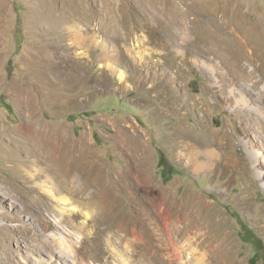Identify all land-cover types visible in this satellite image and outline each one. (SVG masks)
<instances>
[{
    "label": "rangeland",
    "instance_id": "1",
    "mask_svg": "<svg viewBox=\"0 0 264 264\" xmlns=\"http://www.w3.org/2000/svg\"><path fill=\"white\" fill-rule=\"evenodd\" d=\"M193 53L219 60L240 84L253 71L258 102L244 94L243 106ZM263 87L264 0H0V264H62L66 251L67 264H121L107 246L121 222L145 231L146 254L170 246L159 217L164 241L135 219L117 175L148 178L135 200L154 190L172 214L183 203L197 211L193 225L229 246L218 264H264ZM58 139L57 184L36 182L28 174L53 161L29 158V147L48 154ZM72 172L108 214L97 232L66 223L84 220L59 184ZM122 247L113 249L124 257Z\"/></svg>",
    "mask_w": 264,
    "mask_h": 264
},
{
    "label": "bare ground",
    "instance_id": "2",
    "mask_svg": "<svg viewBox=\"0 0 264 264\" xmlns=\"http://www.w3.org/2000/svg\"><path fill=\"white\" fill-rule=\"evenodd\" d=\"M66 29L71 34V36L76 39L78 32L75 31V29H71L70 27ZM77 38H78L76 39L77 41L84 40L82 36ZM238 39L243 40L241 36H239ZM242 44L244 45V43ZM247 52H249V49ZM193 55L195 61L201 62L202 65H204L207 68L210 75H212L213 78L216 79L217 84L220 85L221 82L228 81L230 82L231 85L234 86V94L241 96L240 98L244 102L243 106L248 108L250 107V104L249 105L245 104L246 102L249 101L244 96H242L244 94H247L248 96L252 97V101L258 102L253 91H256V89L259 87V85L262 82V78L259 79L255 77L253 71L251 73V76L245 80V83L240 84L239 79L237 77H232L231 74L229 75L230 71H228L229 72L228 73L227 67H225L219 60H215L213 57L208 58L206 56L195 53H193ZM201 58L203 61L200 60ZM125 76L126 75L124 71L123 70L120 71V76H119L120 81H124ZM262 89L264 90V87ZM260 102L262 105H264V99H262V96L260 97ZM255 110H258L259 111L258 114L262 118H264V112L261 110L260 107L255 108ZM256 120L258 126L261 125L262 120H260V118ZM28 126H29V130L33 128L31 124ZM27 132L31 133L30 131ZM258 133L264 137V129H262L260 126ZM58 141L60 142L59 139L53 141L51 144V148L49 150L50 152H48V154L45 153L44 155H43V153L45 152V149L43 148L44 146L42 147L38 145L32 148L31 146L29 147L28 150L29 158L34 157L36 159H39V161H41L42 156L48 155V157H50V159H52L53 161L52 165L51 164L43 165L42 167L45 169L41 170L36 168L35 171L30 172L28 174L31 175V178L34 179L36 182L44 181V183L53 182L54 184L55 183L57 184L58 178L56 176L59 174L58 170L62 168V166L60 165V161L63 156L62 148L57 146ZM69 141L70 140H65L63 142H65V144L67 145ZM58 162H59L58 165L54 164ZM63 178H64L63 179L64 182H59V184L61 183L63 185L61 186L62 191L66 193L67 198L65 199L63 198L64 202L72 201L73 204L76 206L75 208L72 209L74 213L73 215L77 218H81V219L84 218V220L81 223L75 225V221L72 215L69 216L66 215L64 218L66 220V223H68L67 225L76 226L84 235L89 234L90 228H95L97 232L98 227L100 225L106 224L108 222L107 220L108 218L107 219L105 218L106 215L108 214H105L103 210L100 211L99 205L88 201V199H90L92 196L88 195L87 186L85 187L77 186V180L79 179L77 173L72 172L71 174H67ZM134 178L135 181L132 182V180H125L123 178V175H117L116 178L114 179L116 183L115 185L116 190L119 191L120 190L124 191V189L128 190L129 194L131 195L130 198L133 199L136 205L135 208L137 214H135V219L138 220V223L143 222L140 224L146 225L145 223H147L148 225H150L151 236L154 237L155 239L159 237L158 239L161 241L164 240L163 238L160 237L161 235L160 230H162L164 226L165 230L169 233L170 236L169 239L171 244L168 247L165 246V243L160 244L162 245L160 246L162 248L161 252L155 250L152 253L146 254V252L140 249L143 245H145V240H146L145 231L140 229L138 226L134 227L133 229L131 228L128 229L127 227H125L126 225L125 222L123 223L121 222L118 228L111 232L109 236V240L107 241V246L110 250L111 257L119 259L120 260L119 262L121 264H130L129 260L130 259L133 260L134 258H137L138 259L137 261H139L141 264H145L144 261L146 259L153 260V258H157L158 260L160 258L161 261H166V263L169 264H218L217 260L223 259L221 258V255H225L226 257H229V253H228L229 246L227 245V242H225L222 239L210 236L208 227L205 226L202 222H200L197 225H193L194 220L200 216L197 214L198 212L192 210L191 207H189V205H185L183 203L181 206L183 208H180L181 210H178L177 212L172 214V205L168 204L166 198L161 197L158 198V200H153L154 190L151 191L150 193L144 192L142 195L143 200H135V195L143 187H146V185L148 184L147 182L148 178L145 179L146 178L145 175L143 177L136 175ZM36 185L39 184L37 183ZM51 197L53 200H57L54 198L53 195ZM104 198H105L104 200H109L110 197L106 196ZM146 199H149L150 207L144 205ZM117 209L120 208L117 207ZM98 213L99 215L97 216ZM158 217L163 221L162 227H159L155 224V221L156 219H158ZM94 234L96 233L94 232ZM115 245L118 247L123 246L122 248L125 251L124 257L119 256L118 253L115 251V249H113ZM146 245L148 246V242ZM60 257L65 259L61 261L62 264H67L68 261H72L70 260L72 257L70 251L64 252L63 254L60 255ZM123 261H127V262L123 263ZM225 262L222 261V264H228L227 262L226 263Z\"/></svg>",
    "mask_w": 264,
    "mask_h": 264
},
{
    "label": "trees",
    "instance_id": "3",
    "mask_svg": "<svg viewBox=\"0 0 264 264\" xmlns=\"http://www.w3.org/2000/svg\"><path fill=\"white\" fill-rule=\"evenodd\" d=\"M162 157H161V159H160V163H159V165L161 166V167H163V168H166L167 167V165H163L164 163H165V161H164V159H165V156L164 155H161ZM253 244L255 245V247H256V249H257V251L259 250V247L262 245V241L260 240V239H258V240H254L253 241Z\"/></svg>",
    "mask_w": 264,
    "mask_h": 264
}]
</instances>
